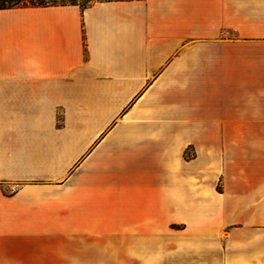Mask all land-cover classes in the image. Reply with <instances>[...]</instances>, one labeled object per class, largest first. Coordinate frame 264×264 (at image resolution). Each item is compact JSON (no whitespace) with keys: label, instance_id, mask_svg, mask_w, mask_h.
Returning <instances> with one entry per match:
<instances>
[{"label":"crops","instance_id":"1","mask_svg":"<svg viewBox=\"0 0 264 264\" xmlns=\"http://www.w3.org/2000/svg\"><path fill=\"white\" fill-rule=\"evenodd\" d=\"M0 264H264V0H0Z\"/></svg>","mask_w":264,"mask_h":264},{"label":"rangeland","instance_id":"2","mask_svg":"<svg viewBox=\"0 0 264 264\" xmlns=\"http://www.w3.org/2000/svg\"><path fill=\"white\" fill-rule=\"evenodd\" d=\"M243 127L245 128V126H235L236 130L237 131H243ZM194 155V151L193 150H190V149H187L186 152H185V157L188 159V158H192Z\"/></svg>","mask_w":264,"mask_h":264}]
</instances>
